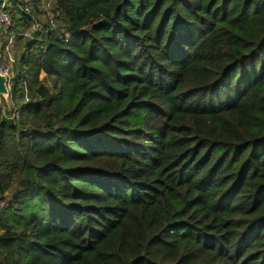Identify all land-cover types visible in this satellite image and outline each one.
Segmentation results:
<instances>
[{
	"label": "trees",
	"instance_id": "trees-1",
	"mask_svg": "<svg viewBox=\"0 0 264 264\" xmlns=\"http://www.w3.org/2000/svg\"><path fill=\"white\" fill-rule=\"evenodd\" d=\"M57 11L0 105V264H264V0Z\"/></svg>",
	"mask_w": 264,
	"mask_h": 264
},
{
	"label": "rangeland",
	"instance_id": "rangeland-1",
	"mask_svg": "<svg viewBox=\"0 0 264 264\" xmlns=\"http://www.w3.org/2000/svg\"><path fill=\"white\" fill-rule=\"evenodd\" d=\"M28 3L29 9L33 12V23L30 25L28 29H19V31H15V39L19 46V56L12 58V61H7L3 59L4 63L10 68V78L12 80L11 75L13 76L15 70H18V60L20 56L22 55L25 48L28 47L29 42L33 41L32 39H37L39 43L44 41L46 39V34H39V32L36 30L35 23L36 22H45L48 18L50 13L55 14V18L57 21V28L58 31L54 36L59 37L63 35L64 33L68 32L67 30V24L65 21V17L62 13L57 11V0H26ZM36 49V48H35ZM34 49V50H35ZM42 77L45 78V75L42 74ZM10 80V81H11ZM48 84H51L52 79L46 78L45 79ZM11 87V83H9V88ZM0 105L3 110H5L6 113H11L14 102L10 97H0ZM5 116V115H4ZM20 117L15 119V121H19ZM23 130V129H22ZM21 131V130H20ZM17 186L15 185L10 193L6 195V197L2 196L0 201V206L7 203L8 199L12 198L13 195L16 193ZM3 198H7V200H4ZM1 232V230H0Z\"/></svg>",
	"mask_w": 264,
	"mask_h": 264
},
{
	"label": "built area",
	"instance_id": "built-area-1",
	"mask_svg": "<svg viewBox=\"0 0 264 264\" xmlns=\"http://www.w3.org/2000/svg\"><path fill=\"white\" fill-rule=\"evenodd\" d=\"M12 9V0H0V71L8 74L10 77V68L4 63L1 53H2V44L1 38L8 34L10 29L15 27L14 17L11 12ZM55 14L50 13L45 22H36L35 27L39 32H51L58 31L57 21ZM64 36L69 37L68 33H65ZM3 113L8 119H17L20 117V108L16 105H13L11 113H6L3 110Z\"/></svg>",
	"mask_w": 264,
	"mask_h": 264
},
{
	"label": "crops",
	"instance_id": "crops-1",
	"mask_svg": "<svg viewBox=\"0 0 264 264\" xmlns=\"http://www.w3.org/2000/svg\"><path fill=\"white\" fill-rule=\"evenodd\" d=\"M6 39H7V46L3 58L9 62L12 61V58L19 56V46L14 36L9 35L8 37H6Z\"/></svg>",
	"mask_w": 264,
	"mask_h": 264
},
{
	"label": "water",
	"instance_id": "water-1",
	"mask_svg": "<svg viewBox=\"0 0 264 264\" xmlns=\"http://www.w3.org/2000/svg\"><path fill=\"white\" fill-rule=\"evenodd\" d=\"M10 77L8 74L0 71V97H10V88H9Z\"/></svg>",
	"mask_w": 264,
	"mask_h": 264
}]
</instances>
